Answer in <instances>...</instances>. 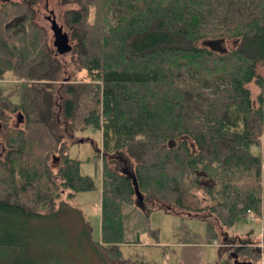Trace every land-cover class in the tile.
I'll use <instances>...</instances> for the list:
<instances>
[{"label": "trees", "instance_id": "1", "mask_svg": "<svg viewBox=\"0 0 264 264\" xmlns=\"http://www.w3.org/2000/svg\"><path fill=\"white\" fill-rule=\"evenodd\" d=\"M39 1L0 0V79L15 80L0 95V264L49 261L38 233L58 226L63 191L71 199L96 188L80 165L99 158V236L79 217L83 240L106 264L121 259L135 186L145 217L144 199L207 211L221 228L262 215L264 156L251 148L264 132V0H63L77 5L64 19L85 80L57 92L62 63L35 20ZM216 41L233 45L218 50ZM251 82L261 88L257 105ZM59 115L75 131L99 130L100 153L71 157ZM200 237L184 229L181 240ZM205 237H219L211 222ZM236 249L259 260L258 246Z\"/></svg>", "mask_w": 264, "mask_h": 264}, {"label": "rangeland", "instance_id": "2", "mask_svg": "<svg viewBox=\"0 0 264 264\" xmlns=\"http://www.w3.org/2000/svg\"><path fill=\"white\" fill-rule=\"evenodd\" d=\"M35 20L43 25L47 31L48 42L55 50L56 35L63 33L69 38L70 49L58 54L62 68L55 81L56 92L58 87L68 83H78L85 80V71L78 67L71 30L65 23L64 13L68 9L77 8L74 3H65L63 0H40L33 4ZM56 22V31L51 26V20ZM233 43L219 42L213 48L222 50L231 47ZM264 75V65L257 68ZM14 77L6 73L0 79V95L7 94L14 84ZM251 99L254 105L258 104V94L261 91L254 82L249 84ZM264 97V88L262 89ZM13 100H15L13 98ZM17 114L11 118V125L16 126ZM60 116V115H59ZM23 118V117H22ZM22 126V122L18 124ZM59 128L67 144V152L71 157L85 160L96 152L101 151V133L99 130L86 129L75 131L64 121L59 119ZM255 154L264 156V132L258 145L251 148ZM5 152L0 125V158ZM99 155V154H98ZM125 155V154H124ZM100 156V155H99ZM50 166L56 168L58 161L50 159ZM112 166L116 167L113 162ZM101 159L95 162L84 161L80 165V172L90 175L94 179L96 188L76 193L74 198L67 197V190L60 194L57 201L61 208L58 226L51 232L38 233L40 244L43 246L44 257H48L46 264H106L101 260L82 238L80 217L90 226L92 236L96 238L100 232V175ZM120 168V167H119ZM201 196V194H200ZM203 196V195H202ZM201 196V197H202ZM147 214L138 203L125 206L124 224L126 243L119 246L122 251L120 261L116 264H183L180 256L183 254L184 262L190 264H234L237 246L251 243L260 249V257L253 264H264V207L259 217H248L231 228H221L215 218L207 211L200 214L186 212L179 208L166 209L159 203L144 199ZM206 204V203H205ZM211 222L219 233V237L208 242L205 237V224ZM189 229L201 237L197 244L184 243L181 240L183 231ZM231 242V243H230ZM260 243V244H259ZM238 260L248 258L237 254Z\"/></svg>", "mask_w": 264, "mask_h": 264}, {"label": "water", "instance_id": "3", "mask_svg": "<svg viewBox=\"0 0 264 264\" xmlns=\"http://www.w3.org/2000/svg\"><path fill=\"white\" fill-rule=\"evenodd\" d=\"M51 26L53 29L56 30V22L53 20H51ZM58 41L57 43H55V53L58 54H62L65 51L69 50L70 45L68 44L69 38L66 34L60 33L58 34ZM212 45H218V41L212 43ZM221 50V49H220ZM135 192H136V198L138 199V204L142 203V196L139 194V190L138 187L135 186ZM237 256V255H235ZM237 264H253L251 261H238Z\"/></svg>", "mask_w": 264, "mask_h": 264}, {"label": "flooded vegetation", "instance_id": "4", "mask_svg": "<svg viewBox=\"0 0 264 264\" xmlns=\"http://www.w3.org/2000/svg\"><path fill=\"white\" fill-rule=\"evenodd\" d=\"M54 31H56L55 29H54ZM59 39H58V35H56V39H55V43H57V41H58ZM54 43V44H55ZM56 46L54 45V48H55ZM234 264H237V262L238 261H247V260H238V257L236 256L234 259Z\"/></svg>", "mask_w": 264, "mask_h": 264}, {"label": "crops", "instance_id": "5", "mask_svg": "<svg viewBox=\"0 0 264 264\" xmlns=\"http://www.w3.org/2000/svg\"><path fill=\"white\" fill-rule=\"evenodd\" d=\"M260 244V243H259Z\"/></svg>", "mask_w": 264, "mask_h": 264}]
</instances>
